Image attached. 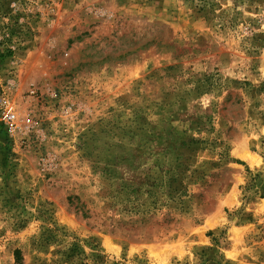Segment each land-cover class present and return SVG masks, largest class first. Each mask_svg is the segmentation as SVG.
Wrapping results in <instances>:
<instances>
[{
	"label": "rangeland",
	"instance_id": "1",
	"mask_svg": "<svg viewBox=\"0 0 264 264\" xmlns=\"http://www.w3.org/2000/svg\"><path fill=\"white\" fill-rule=\"evenodd\" d=\"M0 264H264V0H0Z\"/></svg>",
	"mask_w": 264,
	"mask_h": 264
},
{
	"label": "built area",
	"instance_id": "2",
	"mask_svg": "<svg viewBox=\"0 0 264 264\" xmlns=\"http://www.w3.org/2000/svg\"><path fill=\"white\" fill-rule=\"evenodd\" d=\"M15 117L14 112L12 110V106L5 104L4 106V110L2 112H0V119L2 122L6 123V122H11L13 118Z\"/></svg>",
	"mask_w": 264,
	"mask_h": 264
}]
</instances>
